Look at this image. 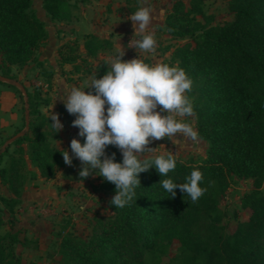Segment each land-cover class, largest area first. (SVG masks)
<instances>
[{"label":"trees","instance_id":"1","mask_svg":"<svg viewBox=\"0 0 264 264\" xmlns=\"http://www.w3.org/2000/svg\"><path fill=\"white\" fill-rule=\"evenodd\" d=\"M123 1L128 5L136 0ZM41 2L52 20L70 18L65 0ZM227 6L233 19L222 25L198 21L204 15L197 0H192L188 10L178 1L165 20L172 39H188L173 51L172 61L177 60L192 78V89L187 92L194 107L192 116L198 138L208 145L201 162L178 160L168 176L182 183L193 168H199L207 191L196 202L179 189L171 197L159 184L166 177H160L155 168L142 172L132 202L123 208L111 205L113 218L101 221L89 240L61 236L60 264H158L156 258L175 241L191 255L193 264L198 260L203 264H264V0H228ZM46 38L32 0H0V78L12 81L10 67H24ZM86 38L83 53L75 43L67 44L59 50V60L70 65L73 74H83L85 67L95 64L100 78L107 70L102 57L112 43L94 35ZM27 110L28 130L12 142L18 147L16 153L0 168V185L7 191L0 201L11 217L21 203L27 162L45 180L62 166L63 151L51 142L57 139L51 120L37 112L28 93ZM106 152H115L121 161L115 146L109 145ZM7 153L6 149L0 152V164ZM232 176L252 179L254 191L242 200L246 220L237 222L232 234H224L218 229V205ZM100 189L115 192V185L102 178ZM28 244L20 230L0 232V264H20L15 246Z\"/></svg>","mask_w":264,"mask_h":264},{"label":"rangeland","instance_id":"2","mask_svg":"<svg viewBox=\"0 0 264 264\" xmlns=\"http://www.w3.org/2000/svg\"><path fill=\"white\" fill-rule=\"evenodd\" d=\"M68 4L70 18L64 21L52 20L44 11L41 0H32V10L36 16L43 22L47 33V38L41 43L40 48L36 51L34 58L24 67L18 68L12 66L9 69L8 75L12 81L4 83L0 80V112H18V123L10 133H5L3 127L0 128V152L7 150L8 153L2 159L0 168L6 166L9 157L14 155L17 150V145L10 143L4 149L5 143L14 136L17 130L24 132L23 116L27 109V93L30 95L37 112L48 117L50 112L57 113L59 119L63 123V128L56 133V140H51L52 144L60 150L67 149L71 155L69 147L72 138L81 140L78 136V130L73 129L72 120L74 115L69 114L61 100V92L63 89L71 88L72 86H85V83H90L92 71L95 69L93 65L85 67L86 71L82 76H76L71 73L69 66L60 62L58 52L62 46L75 43L80 46V39L75 41L64 40L65 35L61 32L67 30H75L73 19L82 20V25L86 24L88 29L100 28L103 33L108 34V29H112L111 24H123L122 27L133 30V22L129 19L131 12L137 10L138 7L145 4L152 8V19L146 31L154 32L156 37V47L159 54L169 52L164 58L165 63L178 64L177 60L172 61L173 51L186 43L188 39L174 40L166 31L165 20L168 14L172 12V8L178 1H181L185 10L190 8L192 0H136L131 4L126 5L123 0H65ZM228 0H197L200 3L203 17L196 19L201 23H210L212 25H222L232 21L233 14L229 12L227 6ZM87 17L86 20L84 18ZM77 23L76 27H78ZM97 27V28H96ZM51 35H56L57 41L52 45L49 39ZM132 46L138 39L137 36H131L128 39ZM109 40V39H108ZM109 52L103 55L102 60H105ZM105 57V58H104ZM146 59V58H145ZM149 60V59H148ZM2 83L4 85H2ZM18 83L23 89L24 94L14 85ZM89 89H85L88 91ZM11 96H14L11 101ZM64 112V114H61ZM182 119L190 122L194 129L195 117H183ZM68 129V130H67ZM78 129V128H77ZM67 131V134L66 132ZM69 131V132H68ZM27 132V131H26ZM178 135H181L177 133ZM173 143L172 140L161 138L158 141L164 145L153 144L151 147H157V153H164L166 149L177 152L178 160L187 164H195L201 162L206 155L207 143L200 138L195 140L184 139L178 137ZM163 146V147H162ZM26 144L24 143V149ZM153 153H144L141 158H147ZM62 166L55 169L53 178L49 180L42 179L38 175V171L29 162H27L28 175L24 183L23 190L28 192L35 188H39V178L42 181L43 187L50 190L42 196L41 203L34 202L28 207H23L22 199L19 206L15 209L11 217L0 201V232L4 233L8 230L24 232L23 226H32L38 232V236L29 234V248H39V238L42 240L40 252L47 254L49 257H56L60 264L59 244L61 236L70 234L82 241L89 240L103 220L113 218L111 209V198L115 192H107L100 189L102 177L92 173L87 177L81 178L79 170L82 167L81 161L78 158H73L71 165L66 164L62 158ZM34 176V177H32ZM3 186L0 185V196L5 195ZM47 191V192H48ZM254 191L252 179H243L232 176L229 181V187L219 199V209L221 212L218 229L224 234H232L237 222L244 221L248 217V212L242 207L243 197ZM264 191V183L261 187ZM7 192V191H6ZM23 192V193H24ZM23 195V194H22ZM26 197V196H25ZM23 198V197H22ZM24 222L25 224H21ZM25 234V232H24ZM158 264H193L191 255L181 251L179 244L175 241L169 246L164 254L156 258ZM196 264H203L202 261H196Z\"/></svg>","mask_w":264,"mask_h":264},{"label":"clouds","instance_id":"3","mask_svg":"<svg viewBox=\"0 0 264 264\" xmlns=\"http://www.w3.org/2000/svg\"><path fill=\"white\" fill-rule=\"evenodd\" d=\"M129 19L133 22V36L138 37L132 47L154 52L155 33L146 31L152 19L151 6L138 7ZM124 55V46L117 42L114 55L105 62L107 70L100 78L94 74L85 86L61 91L67 112L75 116L71 123L78 128L77 135L84 138L83 143L72 138L71 155L63 149V159L69 165L74 157L81 161V178L95 173L113 183L115 194L110 203L115 208L132 202L136 188L141 186L139 174L151 168L160 177H166L159 184L171 197L179 189L196 202L207 191L202 171L193 168L184 182H175L168 174L177 167V152L166 149L157 153V147L148 146L161 138L174 143L177 133L184 139L197 138L193 125L182 119L194 111L187 95L192 89V78L178 64L148 63L138 56L125 60ZM49 120L55 134L63 128L57 113L50 112ZM109 145L119 149L121 161L116 160L115 152L107 154ZM149 152L153 155L141 158Z\"/></svg>","mask_w":264,"mask_h":264},{"label":"crops","instance_id":"4","mask_svg":"<svg viewBox=\"0 0 264 264\" xmlns=\"http://www.w3.org/2000/svg\"><path fill=\"white\" fill-rule=\"evenodd\" d=\"M87 17L84 18V20H86ZM73 24L75 25V30H69V31H65L63 30L62 35H65V39L64 40H70V41H75L76 39H80V51L81 53H83V44L85 41H87L86 36L87 35H94L100 39H109L110 42L112 43V48L109 51V55L107 58H105V61H107L109 59V57H111L112 55H114L115 50H116V44L117 42L120 43L122 46H124V52L125 55L123 57V59L125 60H130L133 58H136L137 56L140 59L145 60L148 63H165L164 58H166L169 54V52H165L162 54H159L157 52V48L155 49L154 52H147L144 50H141L139 48H135L132 47L131 44V39L128 41L129 38H131V36H133V32L134 29H127L125 27H122L123 24H121L120 27H118L120 24H111V26L113 27L112 29H108L109 32H107L108 34H105L102 32V30L100 28H91L90 30L88 29V27L86 26V24H89V22L87 21V23L85 24H81L83 23L82 20H79V22L77 21L76 18L73 19ZM77 23H79L78 27H76ZM52 45H55V42L57 41L56 39V35H51L50 38ZM158 47V46H156ZM146 58V59H145ZM149 59V60H148ZM70 67V65H67ZM71 69V67H70ZM92 76L95 74V70H93L92 72ZM83 74H76V76H82ZM4 82V81H3ZM6 83V82H4ZM2 85H4L2 83ZM14 98V96H11L10 100L12 101ZM14 101V100H13ZM5 112H0V128L3 127V131H5V133H10V131H12L14 129L15 126H17L18 123V112H6V110H4ZM61 114H64V112H62ZM68 130V129H67ZM67 134V131H65ZM69 132V131H68ZM69 134V133H68ZM67 134V135H68ZM176 135V134H175ZM178 135V134H177ZM1 136V133H0ZM179 138H181V135H178ZM156 141V145H164L163 142L155 140ZM155 141H152V143L150 145H148L149 147H151L153 144H155ZM163 147V146H162ZM157 150V149H156ZM39 188H35L33 190H29L27 193L24 192L21 199H22V205L23 207H28L29 205H31V203L34 202H40L42 201V196L44 194H47L50 192V190H46L45 187H43L42 185V179L39 178ZM48 191V192H47ZM4 193L6 195V190H4ZM26 196V197H25ZM21 224H25L24 222H21ZM26 225V224H25ZM25 225L23 226V230L25 232V235L28 237L29 234H34L35 236H38V232L34 230H32V226L28 225L27 227H25ZM1 231V230H0ZM13 232H15L16 230L13 228L12 230ZM30 238V237H28ZM41 242L42 240L39 238V248H41ZM39 248L36 249H31L29 248L28 245L26 246H21V245H16L15 246V253L17 255H19L20 257V264H54V261L57 262V258H51L49 257L47 254L43 253L42 251L40 252ZM57 264V263H56Z\"/></svg>","mask_w":264,"mask_h":264},{"label":"water","instance_id":"5","mask_svg":"<svg viewBox=\"0 0 264 264\" xmlns=\"http://www.w3.org/2000/svg\"><path fill=\"white\" fill-rule=\"evenodd\" d=\"M0 80L4 81V82H6V83L9 82V80L4 79V78H0ZM14 85H15L16 87L19 88V90L22 92V94H24L23 89L19 86L18 83H14ZM24 119H25V130H24V132H26V131L28 130V110H27V109L25 110V116H24ZM22 135H23V132H22V133H19V134H17V135H15V136H13L12 138H10V139L5 143L3 149H4L6 146H8L10 143H12L15 139H17L18 137H21Z\"/></svg>","mask_w":264,"mask_h":264},{"label":"built area","instance_id":"6","mask_svg":"<svg viewBox=\"0 0 264 264\" xmlns=\"http://www.w3.org/2000/svg\"><path fill=\"white\" fill-rule=\"evenodd\" d=\"M73 129H75V132L78 130L77 127H75V126L73 127Z\"/></svg>","mask_w":264,"mask_h":264}]
</instances>
